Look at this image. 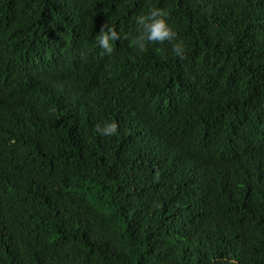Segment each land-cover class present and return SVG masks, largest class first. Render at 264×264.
Here are the masks:
<instances>
[{
    "label": "trees",
    "instance_id": "16d2710c",
    "mask_svg": "<svg viewBox=\"0 0 264 264\" xmlns=\"http://www.w3.org/2000/svg\"><path fill=\"white\" fill-rule=\"evenodd\" d=\"M0 264H264V0H0Z\"/></svg>",
    "mask_w": 264,
    "mask_h": 264
},
{
    "label": "clouds",
    "instance_id": "9594fccd",
    "mask_svg": "<svg viewBox=\"0 0 264 264\" xmlns=\"http://www.w3.org/2000/svg\"><path fill=\"white\" fill-rule=\"evenodd\" d=\"M139 27L138 35L133 41V48L137 55L144 53L149 45H171L170 54L179 60L186 58L187 46L178 38L177 32L169 23L168 13L158 8H150L147 14H141L136 18ZM118 37L117 31L112 27L102 26L96 36L97 45L104 50L105 54L111 55L114 51V40ZM96 131L105 137L118 135V124L115 121H105L96 126Z\"/></svg>",
    "mask_w": 264,
    "mask_h": 264
},
{
    "label": "bare ground",
    "instance_id": "6f19581e",
    "mask_svg": "<svg viewBox=\"0 0 264 264\" xmlns=\"http://www.w3.org/2000/svg\"><path fill=\"white\" fill-rule=\"evenodd\" d=\"M151 61V60H150Z\"/></svg>",
    "mask_w": 264,
    "mask_h": 264
}]
</instances>
